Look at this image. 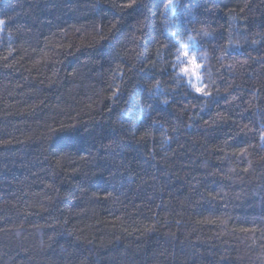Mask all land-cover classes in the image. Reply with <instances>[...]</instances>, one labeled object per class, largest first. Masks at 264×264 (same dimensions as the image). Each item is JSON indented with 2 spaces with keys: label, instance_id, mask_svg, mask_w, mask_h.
Masks as SVG:
<instances>
[{
  "label": "trees",
  "instance_id": "obj_1",
  "mask_svg": "<svg viewBox=\"0 0 264 264\" xmlns=\"http://www.w3.org/2000/svg\"><path fill=\"white\" fill-rule=\"evenodd\" d=\"M0 264H264V0H0Z\"/></svg>",
  "mask_w": 264,
  "mask_h": 264
},
{
  "label": "rangeland",
  "instance_id": "obj_2",
  "mask_svg": "<svg viewBox=\"0 0 264 264\" xmlns=\"http://www.w3.org/2000/svg\"><path fill=\"white\" fill-rule=\"evenodd\" d=\"M185 52L188 53V56H187V57H185V56L183 55V53H185ZM192 56H193V55L191 54L189 47L186 46V47L183 49V51H182V53H181V55H180V57H179V59H178V62H179V64L181 65V73H182V74H186V75H188V78L191 80V82L193 83V85H195V87H201V88H203V86H202V82H201V80H200V76H199V79H197L196 75H193L191 71H189L188 73H184V72L182 71V69H183L184 67H188L189 69L192 68V65L189 64V59H190ZM197 72H198V75H199V70H197ZM195 87H194V88H195Z\"/></svg>",
  "mask_w": 264,
  "mask_h": 264
},
{
  "label": "snow or ice",
  "instance_id": "obj_3",
  "mask_svg": "<svg viewBox=\"0 0 264 264\" xmlns=\"http://www.w3.org/2000/svg\"><path fill=\"white\" fill-rule=\"evenodd\" d=\"M183 55H184L185 57H187V56H188V53L185 52V53H183ZM189 64L192 65V68L189 69L188 67H184V68L182 69V71H183L184 73H188L189 71H191L192 74H193V75H196L197 79H199V75H198L197 70H198L200 67H202V65H200L199 63L196 62L195 56H193V57H191V58L189 59ZM194 87H195V86H194ZM195 90H196L198 93H203V89H202L201 87H195ZM204 94H207V93H204Z\"/></svg>",
  "mask_w": 264,
  "mask_h": 264
},
{
  "label": "clouds",
  "instance_id": "obj_4",
  "mask_svg": "<svg viewBox=\"0 0 264 264\" xmlns=\"http://www.w3.org/2000/svg\"><path fill=\"white\" fill-rule=\"evenodd\" d=\"M195 85H193V87H194Z\"/></svg>",
  "mask_w": 264,
  "mask_h": 264
}]
</instances>
